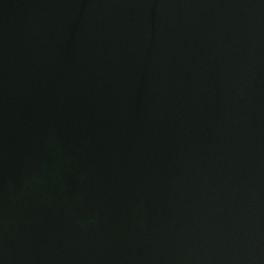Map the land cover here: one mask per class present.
Segmentation results:
<instances>
[{
	"label": "water",
	"instance_id": "water-1",
	"mask_svg": "<svg viewBox=\"0 0 264 264\" xmlns=\"http://www.w3.org/2000/svg\"><path fill=\"white\" fill-rule=\"evenodd\" d=\"M0 264H264V0H0Z\"/></svg>",
	"mask_w": 264,
	"mask_h": 264
}]
</instances>
